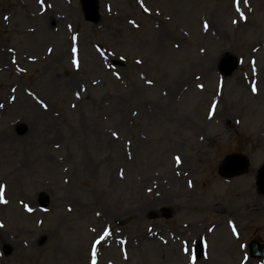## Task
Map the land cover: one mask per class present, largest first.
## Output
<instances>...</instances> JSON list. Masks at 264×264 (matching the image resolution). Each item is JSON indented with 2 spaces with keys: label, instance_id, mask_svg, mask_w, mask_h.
Returning <instances> with one entry per match:
<instances>
[{
  "label": "rangeland",
  "instance_id": "1",
  "mask_svg": "<svg viewBox=\"0 0 264 264\" xmlns=\"http://www.w3.org/2000/svg\"><path fill=\"white\" fill-rule=\"evenodd\" d=\"M100 12L0 0V264H264V0Z\"/></svg>",
  "mask_w": 264,
  "mask_h": 264
},
{
  "label": "water",
  "instance_id": "2",
  "mask_svg": "<svg viewBox=\"0 0 264 264\" xmlns=\"http://www.w3.org/2000/svg\"><path fill=\"white\" fill-rule=\"evenodd\" d=\"M82 5L84 9V13L86 16V20L91 22H98L100 19L98 10V0H82ZM117 64V62H114ZM237 64L236 61L232 57H226L222 62L223 71L227 74L232 73ZM247 167V162L244 158L238 157V156H229L225 159L223 166L221 168V173L224 176H235L236 174H240L243 172ZM262 175H264V169L262 171ZM261 185L264 187V176H262ZM42 206L46 207L48 204L47 199L45 198L41 199ZM196 253L198 257H201L203 254V251L201 249V246L199 245L196 248ZM253 255L258 257H263L264 250L261 254H258V249L253 247Z\"/></svg>",
  "mask_w": 264,
  "mask_h": 264
},
{
  "label": "bare ground",
  "instance_id": "3",
  "mask_svg": "<svg viewBox=\"0 0 264 264\" xmlns=\"http://www.w3.org/2000/svg\"><path fill=\"white\" fill-rule=\"evenodd\" d=\"M142 28H141V25L140 24H137L136 26H135V30H141ZM166 38V36L163 34V33H161V39H165ZM260 56H264V53H261L260 54ZM232 80V79H231ZM235 81V86L236 87H241L242 88V81H241V79L240 78H238V79H235L234 80ZM255 82H259V80L257 79ZM247 91H251L253 94H257L256 92H255V90L253 89V90H251L250 88H248L247 87ZM259 93V92H258ZM260 120H263V117H258L257 119H256V122H258V121H260ZM259 123V122H258ZM148 210V209H147ZM245 261V264H248L249 263V261L247 260V259H245L244 260Z\"/></svg>",
  "mask_w": 264,
  "mask_h": 264
},
{
  "label": "snow or ice",
  "instance_id": "4",
  "mask_svg": "<svg viewBox=\"0 0 264 264\" xmlns=\"http://www.w3.org/2000/svg\"><path fill=\"white\" fill-rule=\"evenodd\" d=\"M150 83H151V81H150ZM177 159H179V158H177ZM29 211H31V209H29ZM0 226H2V225H0Z\"/></svg>",
  "mask_w": 264,
  "mask_h": 264
}]
</instances>
